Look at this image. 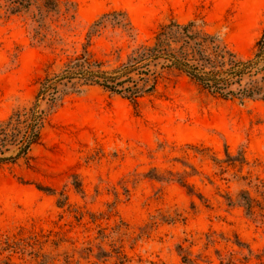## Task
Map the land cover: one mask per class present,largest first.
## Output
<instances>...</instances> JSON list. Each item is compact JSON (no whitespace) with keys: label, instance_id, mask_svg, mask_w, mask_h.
<instances>
[{"label":"rangeland","instance_id":"obj_1","mask_svg":"<svg viewBox=\"0 0 264 264\" xmlns=\"http://www.w3.org/2000/svg\"><path fill=\"white\" fill-rule=\"evenodd\" d=\"M62 1L75 5L69 26L61 17L56 28L62 44L35 43L29 16L0 22V122L31 106L106 13H126L135 31V41L111 28L93 41L110 66L171 20H205L243 60L264 30V0ZM243 192L256 201L251 217ZM30 238L45 253L91 245L112 255L76 254L81 264H264V102L225 101L178 75L137 106L100 88L69 95L29 160L0 166V264L11 260L7 240Z\"/></svg>","mask_w":264,"mask_h":264},{"label":"trees","instance_id":"obj_2","mask_svg":"<svg viewBox=\"0 0 264 264\" xmlns=\"http://www.w3.org/2000/svg\"><path fill=\"white\" fill-rule=\"evenodd\" d=\"M62 7H65V12H62ZM74 12L75 5L69 1L0 0V22L29 16L33 24V41L48 46L62 44L56 28L61 17L69 26ZM109 28L135 41L134 28L124 12L106 13L95 21L88 30L82 53L70 58L58 74L40 84L35 101L29 108L17 109L0 122V166L28 161L33 148L41 141L47 118L66 97L82 94L92 87L137 106L142 99L157 93L162 80L178 75L225 101L237 100L241 104L246 101L264 102V30L254 57L243 60L229 48L220 34L209 30L205 20L195 19L187 23L171 20L162 25L151 40L132 47L124 61L110 66L90 51L93 41ZM43 103H46V109L42 108ZM180 184L192 194L189 185ZM75 188L83 194L80 183H75ZM40 190L55 194L51 189ZM64 201H59L60 207ZM239 202L247 215L253 216L255 199L243 192ZM44 244L36 238L7 240L3 252L11 254V260L5 264H81L75 261L76 254L87 262L92 257L98 262L112 257L102 247H98V253L94 255L91 245L73 255L45 253ZM113 253L123 260L120 250ZM14 256H18L20 262L13 261Z\"/></svg>","mask_w":264,"mask_h":264}]
</instances>
